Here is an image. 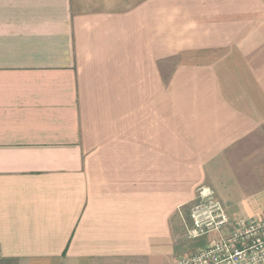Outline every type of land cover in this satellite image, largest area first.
<instances>
[{"label":"crops","instance_id":"1","mask_svg":"<svg viewBox=\"0 0 264 264\" xmlns=\"http://www.w3.org/2000/svg\"><path fill=\"white\" fill-rule=\"evenodd\" d=\"M202 189L264 218V0H0V264H176Z\"/></svg>","mask_w":264,"mask_h":264},{"label":"built area","instance_id":"2","mask_svg":"<svg viewBox=\"0 0 264 264\" xmlns=\"http://www.w3.org/2000/svg\"><path fill=\"white\" fill-rule=\"evenodd\" d=\"M190 237L216 234L218 238L200 251L180 257L176 264H264V218L239 220L228 233L229 218L213 192L202 189L192 210Z\"/></svg>","mask_w":264,"mask_h":264},{"label":"rangeland","instance_id":"3","mask_svg":"<svg viewBox=\"0 0 264 264\" xmlns=\"http://www.w3.org/2000/svg\"><path fill=\"white\" fill-rule=\"evenodd\" d=\"M193 221V220H192Z\"/></svg>","mask_w":264,"mask_h":264}]
</instances>
